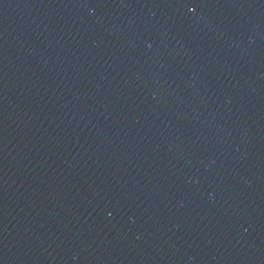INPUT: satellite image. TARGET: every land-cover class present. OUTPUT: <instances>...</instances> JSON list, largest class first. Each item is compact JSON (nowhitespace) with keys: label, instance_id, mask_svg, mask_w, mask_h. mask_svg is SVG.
<instances>
[{"label":"water","instance_id":"1","mask_svg":"<svg viewBox=\"0 0 264 264\" xmlns=\"http://www.w3.org/2000/svg\"><path fill=\"white\" fill-rule=\"evenodd\" d=\"M0 264H264V0H0Z\"/></svg>","mask_w":264,"mask_h":264}]
</instances>
